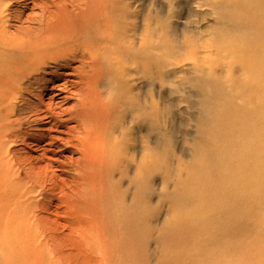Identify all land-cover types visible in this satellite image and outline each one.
<instances>
[{
    "label": "bare ground",
    "instance_id": "1",
    "mask_svg": "<svg viewBox=\"0 0 264 264\" xmlns=\"http://www.w3.org/2000/svg\"><path fill=\"white\" fill-rule=\"evenodd\" d=\"M13 3L0 0V264H151L153 158L133 157L120 124L133 101L128 66L157 61L153 31L142 23L129 38L126 0H33L39 13L19 26L10 24ZM211 3V47L224 58L196 65L205 143L197 173L181 186L191 209L175 198L160 238H176L178 255L165 245L156 264H200L251 226L264 229V0ZM165 47L185 48L172 38ZM224 59L228 85L214 76ZM48 83L56 91L48 100L24 98ZM73 95L76 104L65 107ZM25 109L35 119L20 118ZM27 123L41 128L30 134ZM18 144L30 150L19 154Z\"/></svg>",
    "mask_w": 264,
    "mask_h": 264
},
{
    "label": "rangeland",
    "instance_id": "2",
    "mask_svg": "<svg viewBox=\"0 0 264 264\" xmlns=\"http://www.w3.org/2000/svg\"><path fill=\"white\" fill-rule=\"evenodd\" d=\"M31 1L33 0H15L10 11L14 14L11 25L19 26L29 16L39 13V10L29 3ZM125 4L130 12L126 18L129 38L134 39L136 29L138 30V26L141 27L143 23L144 28L149 26L153 31L156 45L157 61L153 66L141 68L128 66L133 101L131 100L130 113L120 124L130 132L133 157L138 158L142 152L152 154L151 224L154 229L148 250L153 254L149 261L156 264L161 259L165 245L174 257L178 255L176 238H172L171 242L165 245L160 242L165 226L172 224L174 220L173 213L177 208L175 198H178V205L184 207L186 211L191 209L193 195L189 190L181 191V186L197 173L200 147L205 143L203 116L206 94L201 84L203 76L196 65L204 57L213 61L222 56L220 53L217 56L218 51L211 47L218 26V16L214 13L211 0H126ZM149 14L152 15L151 21L146 20ZM170 38L177 40L182 47L185 46L184 50L178 51L174 48V54L166 53L165 44ZM192 46L197 48L195 50L197 53H193ZM223 61L225 64L222 68L214 70V76L228 85L232 77L230 69L226 66L229 60ZM206 65L209 67V61ZM47 71L52 73L55 70ZM67 71L72 70L62 72ZM51 75L46 78L52 79ZM71 79L76 80L74 77ZM33 86L36 89L34 96L23 95L33 103L37 102L39 95H44V99L48 100L51 93L56 92L51 91L52 83H48L45 88L38 84ZM71 91L77 92L74 88ZM71 97L72 100L67 103L68 106L65 104V107L76 104L77 96ZM150 102L151 105L153 103V110L151 109L150 114H144V107H148ZM16 105L21 108L26 104L17 102ZM29 111L27 109L22 111L20 118H27L29 121L35 119L32 114L27 113ZM25 128L30 134H34L41 127L27 123ZM60 130H64V127H60ZM42 145L45 146L46 143ZM27 147L18 144L16 150L24 155L30 150ZM62 148L63 146L59 144L54 149L60 151ZM127 185L128 182L125 183V186ZM253 222L257 227L260 224ZM253 227L245 231L243 236L235 237L233 248L223 247L220 255L204 258L200 264H218L220 259H222L220 264H264V229L256 230ZM169 234L172 235V232Z\"/></svg>",
    "mask_w": 264,
    "mask_h": 264
}]
</instances>
